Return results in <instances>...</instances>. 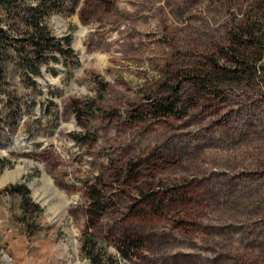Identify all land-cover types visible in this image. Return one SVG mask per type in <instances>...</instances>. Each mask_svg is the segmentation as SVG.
Returning a JSON list of instances; mask_svg holds the SVG:
<instances>
[{"label": "rangeland", "instance_id": "1", "mask_svg": "<svg viewBox=\"0 0 264 264\" xmlns=\"http://www.w3.org/2000/svg\"><path fill=\"white\" fill-rule=\"evenodd\" d=\"M262 6L68 0L53 13L79 63H45L37 86L17 71L0 94V264H88L80 238L92 183L112 198L94 231L144 236L133 264H264V55L255 74L217 89L188 78L212 59L226 64L230 30ZM171 87L182 116L146 110ZM130 162L135 172L119 181ZM16 183L30 190L25 210L5 190ZM139 188L167 197L163 214L134 210Z\"/></svg>", "mask_w": 264, "mask_h": 264}, {"label": "trees", "instance_id": "2", "mask_svg": "<svg viewBox=\"0 0 264 264\" xmlns=\"http://www.w3.org/2000/svg\"><path fill=\"white\" fill-rule=\"evenodd\" d=\"M67 8L68 0H0V94L10 92L12 83L11 79H7L9 76L14 78L17 71L24 80L28 78L32 86H37L35 77L45 63L59 62L67 69L78 65L72 36L67 34L59 37L50 26L52 14L66 11ZM229 34V44L224 53L227 63L221 65L219 59H212L200 70L192 71L188 77L193 84L200 85L203 91L217 89L224 82L243 81L249 71L255 74L258 61L264 55V6L248 14L244 22L232 28ZM180 91L178 87H171L167 94L159 95L148 104L146 110L149 109L157 117L182 116L184 111L180 105ZM91 112L94 113V110ZM136 167V163L125 164L118 180L124 177L128 182ZM5 190L10 194L21 195L25 210L30 194L27 185L10 184ZM138 190L143 197L134 210L145 212L148 209L159 215L167 209V197L162 196L161 192L149 190L145 193L141 188ZM185 191L184 185L177 186L174 194L179 193L177 195L181 198ZM88 197L87 226L80 238V254L87 259L88 264H133L145 247L144 236L126 233L110 239L98 235L94 229L111 208L112 198L99 183L89 185ZM34 206L40 210L39 205Z\"/></svg>", "mask_w": 264, "mask_h": 264}, {"label": "bare ground", "instance_id": "3", "mask_svg": "<svg viewBox=\"0 0 264 264\" xmlns=\"http://www.w3.org/2000/svg\"><path fill=\"white\" fill-rule=\"evenodd\" d=\"M25 172L24 169L22 168H19L17 169L16 171L12 172L11 174H8V175H11V178L10 179H15L16 177L20 176L21 174H23ZM8 179H6L4 177V181H7Z\"/></svg>", "mask_w": 264, "mask_h": 264}]
</instances>
